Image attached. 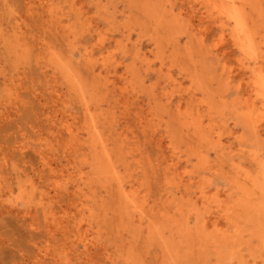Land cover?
<instances>
[{
	"label": "rangeland",
	"instance_id": "1",
	"mask_svg": "<svg viewBox=\"0 0 264 264\" xmlns=\"http://www.w3.org/2000/svg\"><path fill=\"white\" fill-rule=\"evenodd\" d=\"M215 3L0 0V264H264V0L247 57Z\"/></svg>",
	"mask_w": 264,
	"mask_h": 264
},
{
	"label": "bare ground",
	"instance_id": "2",
	"mask_svg": "<svg viewBox=\"0 0 264 264\" xmlns=\"http://www.w3.org/2000/svg\"><path fill=\"white\" fill-rule=\"evenodd\" d=\"M218 1V3H219V6L218 7H215V5H216V3L213 5L214 6V8H217V12H218V14H219V16L220 17H224V19L226 20V22H227V24H229L230 25V30H231V39H232V44L234 45V47L240 52V53H242V54H244V55H246V56H244V57H247V56H249L250 54H251V52H252V44H254L253 43V38L255 37V35L254 34H252L251 32L253 31V30H250L249 28V26H248V24L249 23H247L248 21L247 20H249V18L246 16V18L244 17V14H247V13H244L243 14V12L245 11H243V7L248 3V1L249 0H217ZM187 2H188V0H187ZM213 2V1H212ZM208 3H210V2H208ZM254 5H255V3H253ZM252 4V5H253ZM210 5V4H209ZM218 5V4H217ZM192 6V5H191ZM192 7H194V6H192ZM252 7V6H251ZM191 8V7H190ZM249 8V7H248ZM192 9V8H191ZM206 9V8H205ZM212 9V8H211ZM210 9V10H211ZM246 9V8H245ZM250 10V9H249ZM248 11V10H247ZM255 11V10H254ZM170 13V12H169ZM249 13H250V11H249ZM208 14V13H207ZM218 16V17H219ZM248 18V19H247ZM254 18V17H253ZM247 19V20H246ZM251 19V18H250ZM181 20V19H180ZM222 21H224V20H222ZM221 21V22H222ZM250 22V21H249ZM254 22H255V19H254ZM217 24V23H216ZM218 24H219V22H218ZM184 25V24H183ZM252 26V25H251ZM258 26V25H257ZM164 34V33H163ZM167 34V33H166ZM223 35V34H222ZM254 35V36H253ZM261 38H263V37H261ZM219 39H220V37H219ZM221 41H222V39H220ZM264 42V41H263ZM254 51L256 52V49H254ZM261 51V50H260ZM264 53V52H263ZM86 54H88V53H86ZM246 59H249L250 60V58H246ZM254 62V61H253ZM258 65V64H257ZM223 71V70H222ZM260 71V70H259ZM255 72H257V71H255ZM257 76H256V78H254L253 80L251 79V81H250V84L248 85L249 87H250V91L252 92V96L254 97V99L256 100H260V101H262L263 103H264V74H262V73H259L258 72V74H256ZM240 87V86H239ZM252 96H250V97H252ZM246 102H247V100H246ZM263 103H262V105H263ZM205 104V103H204ZM242 105V104H241ZM253 106V105H252ZM264 106V105H263ZM245 110V109H244ZM252 110V109H251ZM225 111V110H224ZM243 111V110H242ZM179 112V111H178ZM213 112V111H212ZM197 113V112H196ZM230 113H231V111H230ZM242 113V112H241ZM250 113H252L250 110H249V108H248V110L246 111H244L243 112V115L245 114V115H249ZM89 114V113H88ZM177 114V113H176ZM209 114V113H208ZM253 116V114L251 115V117ZM257 116V115H256ZM187 117V116H186ZM245 117V116H244ZM243 118V117H242ZM254 118V117H253ZM239 119H241V118H239ZM246 120L247 119H249V118H245ZM244 121V120H243ZM251 122H252V120H250ZM188 123V122H187ZM191 123V122H190ZM260 123V122H259ZM255 124V123H254ZM191 126H192V124H191ZM195 126H197V124L195 125ZM243 126H244V124H243ZM250 126V125H249ZM91 127V126H90ZM192 128V127H191ZM92 134H94L93 132L91 133V135ZM97 134V133H96ZM96 134H95V137L97 138V136H96ZM98 135V134H97ZM92 136H94V135H92ZM94 138V137H93ZM95 139V138H94ZM93 139V140H94ZM102 139V138H101ZM94 143V142H93ZM92 143V145H94ZM98 144V143H97ZM101 147H102V145H101ZM105 150V149H104ZM103 150V151H104ZM219 150V149H218ZM103 151H101V152H103ZM106 151V150H105ZM99 152H100V150H99ZM100 152V153H101ZM103 153H106V152H103ZM102 153V154H103ZM97 155V154H96ZM107 155V154H106ZM104 156V155H103ZM109 156H105V158H107V160L106 161H110L109 160V158H108ZM101 159V158H100ZM99 159V160H100ZM85 160V159H84ZM102 160V159H101ZM94 163H97V162H94ZM172 164V163H171ZM109 165V164H108ZM115 165V164H114ZM107 166V165H106ZM104 167L105 166H103V165H99V168H102V169H104ZM111 168V167H110ZM109 170V169H108ZM103 172H105V171H103ZM119 178V177H118ZM117 178V179H118ZM116 179V178H115ZM173 179V178H172ZM181 179V178H180ZM179 180V179H178ZM261 180H263L262 178H261ZM177 181V180H176ZM179 182V181H178ZM244 182H245V180H244ZM248 182H249V180H248ZM248 182H246L247 184H248ZM264 182V181H263ZM237 183V182H236ZM262 183V182H261ZM118 185H119V183H118ZM240 185V184H239ZM263 185V184H262ZM119 187V186H118ZM121 187V186H120ZM122 188V187H121ZM245 188V187H244ZM263 188V187H262ZM189 190V189H188ZM262 190L263 189H261V191L260 190H258V192L260 191V194H262L263 195V193H262ZM187 191V190H186ZM239 191V190H238ZM126 191H124V193H125ZM244 192V191H243ZM247 192V191H246ZM245 192V194H247ZM122 193H123V191H122ZM130 192H128L126 195H128ZM251 193H252V191H251ZM133 194V193H132ZM239 194V193H238ZM256 194H257V192H256ZM259 194V195H260ZM123 195V194H122ZM125 195V196H126ZM244 195V194H243ZM249 195V194H248ZM247 196V195H246ZM246 196H244L245 198H246ZM134 197V196H133ZM241 197H243V196H241ZM256 197V196H255ZM263 197H264V195H263ZM250 198V197H249ZM134 200V199H133ZM241 200V199H240ZM250 200H252V199H250ZM243 201L246 203V201H245V199H243ZM126 202H128V201H126ZM133 202V201H132ZM248 202H250L249 201V199H248ZM247 202V203H248ZM134 203V202H133ZM257 203V202H256ZM128 204H130V203H128ZM132 204V203H131ZM237 204H238V202H237ZM249 204V203H248ZM259 204V203H258ZM257 204V205H258ZM134 205H135V203H134ZM250 205H253V204H250ZM262 205V204H261ZM260 205V206H261ZM131 206V205H130ZM263 206V205H262ZM245 208V212L246 213H248V211L250 210V207L249 206H245L244 207ZM254 208H255V206H254ZM262 208H264V207H262ZM240 209V208H239ZM134 211V210H133ZM138 211V210H137ZM244 211V210H243ZM177 212V211H176ZM226 212V211H225ZM226 214V213H225ZM225 214H223V215H225ZM139 215V214H138ZM229 215V214H228ZM249 217H251V216H249ZM235 218V217H234ZM236 219V218H235ZM238 219H240V218H238ZM237 219V220H238ZM246 219V218H245ZM248 219V218H247ZM237 220H236V222H237ZM241 221H242V219H240ZM239 220V221H240ZM253 220V219H252ZM176 221V220H175ZM238 221V222H239ZM259 221V220H258ZM234 222V221H233ZM243 222V221H242ZM241 222V223H242ZM233 224V223H232ZM238 224V223H237ZM243 224V223H242ZM234 225H236V223L234 224ZM233 225V226H234ZM237 227V226H236ZM236 227H234V230L236 229ZM215 228V227H214ZM238 229V228H237ZM236 229V230H237ZM180 230V229H179ZM250 230V229H249ZM248 230V231H249ZM187 232H188V230H187ZM224 232V231H223ZM189 233V232H188ZM190 233H192V232H190ZM245 233V232H244ZM176 234H177V232H176ZM201 234V233H200ZM215 234V233H214ZM225 234V233H224ZM234 234V233H233ZM192 235V234H191ZM221 235V234H220ZM177 236V235H176ZM222 236V235H221ZM238 236L239 237H241L242 235H239L238 234ZM243 236H245V235H243ZM225 237V236H224ZM230 237H231V235H230ZM236 237V236H235ZM220 238V237H219ZM236 238H238V237H236ZM242 238V237H241ZM246 238V237H245ZM235 239V238H234ZM221 240H223V239H221ZM220 240V241H221ZM226 240V239H225ZM244 240V239H243ZM263 240H264V238H263ZM164 241V240H163ZM162 242V241H161ZM217 243H218V239H217V241H216ZM229 242V241H228ZM246 242V241H245ZM241 243V242H240ZM162 244H164V243H162ZM224 244V243H223ZM243 244V243H242ZM203 245V243L201 244V246ZM205 245V244H204ZM228 245V244H227ZM244 245H248V244H245L244 243ZM200 246V247H201ZM252 246V245H251ZM250 246V247H251ZM214 247V246H213ZM217 249H218V247H220V246H215ZM214 247V248H215ZM224 247V246H223ZM216 250V249H215ZM262 251V250H261ZM171 256V255H170Z\"/></svg>",
	"mask_w": 264,
	"mask_h": 264
}]
</instances>
